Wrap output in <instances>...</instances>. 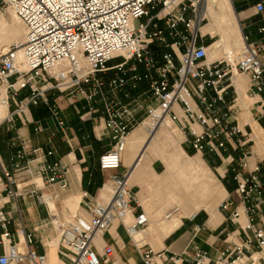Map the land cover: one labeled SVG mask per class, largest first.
I'll return each mask as SVG.
<instances>
[{
	"label": "built area",
	"instance_id": "2783aa9c",
	"mask_svg": "<svg viewBox=\"0 0 264 264\" xmlns=\"http://www.w3.org/2000/svg\"><path fill=\"white\" fill-rule=\"evenodd\" d=\"M243 1L252 5L255 13L264 14V0ZM8 9L20 18L26 32L23 41L0 48V102L7 108L14 104L13 110L0 117V127L19 116L42 132V122L30 119L28 112L44 104L58 131L65 134L67 123L59 105L50 99V93L57 91L72 100L84 99L87 109L83 115L102 112L103 134L111 139L99 158L102 170H115L110 176V197L87 201L83 212L77 211L60 226L58 253L65 264H113L112 246H104L100 253L94 240L131 214L138 200L128 183L129 172L118 171L123 152L136 127L142 126L150 137L163 116L185 134L195 151L220 157L245 206L248 225L243 229L244 242L234 243L228 233L227 245L215 264H264V221L258 220L264 204V171L250 144L252 131L239 123L242 105L231 85L236 74L246 75L247 96L258 95L264 104V23L258 27L262 34L258 40L251 41L242 31L244 45L233 63L226 57L209 58L212 43L207 37L213 36L202 30L209 21V0H0V12ZM117 59L120 61L112 63ZM109 72L112 75L105 77ZM141 81L147 88L132 94L130 90L137 89ZM10 143L18 144L15 139ZM24 148L22 144L16 152L15 172L0 156L8 192L14 197L36 196L49 205L58 194L46 195L40 190L53 185L66 189L65 166L48 160L52 150L37 146L26 158ZM229 148L231 152H227ZM232 205L230 200L221 203L223 208ZM177 211V206L172 208L166 218ZM12 221L13 214L4 209L0 198V264H47V256L32 247L21 220L15 223L23 239H13L9 230ZM145 222L144 214H139L125 224L143 264H210L207 252L199 247L193 255H165L145 248L132 237Z\"/></svg>",
	"mask_w": 264,
	"mask_h": 264
},
{
	"label": "crops",
	"instance_id": "0c3cea01",
	"mask_svg": "<svg viewBox=\"0 0 264 264\" xmlns=\"http://www.w3.org/2000/svg\"><path fill=\"white\" fill-rule=\"evenodd\" d=\"M234 4L236 13L240 15L242 31L249 35L251 41L260 39L262 34L258 31V27L264 23V14L255 13L252 5H247L244 1L239 7ZM239 47L237 34L233 33L231 48ZM112 73L109 72L105 77L108 78ZM239 76L236 74L233 77L231 85L234 96L238 95L240 99L238 85L235 83V79ZM243 77L244 80L240 81V85L243 84L245 88L244 101L249 106V115L244 114L245 108L241 106L238 120L253 134L250 120L264 130V104L258 95L247 96L248 77L246 75ZM146 88L147 83L141 81L137 89L130 91L136 95ZM120 96L126 100L123 93H120ZM50 99L60 107L61 115L68 126L66 133L58 131L46 105L33 106L28 112V117L41 121L44 130L36 132L33 123H27L19 116L11 122H5L0 127V156L4 164L15 172L14 163L18 161L16 152L22 148V144L25 147L26 158L32 156L31 149L37 146H42L45 151L52 150L53 154L48 160L59 161L65 166L69 180L68 187L61 189L58 185H53L41 188L40 191L46 195L59 196L49 205L29 194L14 197L8 192L6 179L0 168V198L4 203V209L13 214L15 221H22L25 234L31 236V244L36 252L47 256V264H65L66 261L58 253L60 226L66 225L77 211L83 212L84 203L87 201L108 200L113 187L110 176L115 170H102L99 165L100 156L111 144L110 137L103 134L104 124L103 119L100 118L102 112L95 113L94 116L88 113L83 115L87 109L84 99L72 100L57 91L50 93ZM97 105L102 109L100 102ZM13 108L14 104L11 103L7 111ZM169 130L162 126L156 137L148 144H146L147 133L142 128L136 127L129 136L127 148L122 156V165L118 171L129 172V175L131 172L128 183L138 200L134 202L131 214H128L123 221H115L104 234L96 236L94 240L96 249L100 253L104 246H112L114 253L110 256V261L113 264H143L135 242L125 229V224L132 222L139 214H144L146 217V222L140 229V244L145 248L162 251L165 255L186 252L193 255L195 248L199 247L207 252L210 264H215L227 245L228 233L230 240L236 244H242L245 240L243 229L248 225V218L244 210L245 206L235 192L236 182L227 171V165L215 153L197 152L190 144L182 146L181 143L186 140V136L181 142L180 133L178 131L171 133ZM52 133L55 135L50 141L49 137ZM13 139L18 142L17 146L11 145ZM160 143L162 147L168 148L169 157L158 158L160 156L156 152V145ZM231 151V148L227 150V152ZM239 153V151L234 152L236 157ZM151 156L152 159H149ZM174 167L186 168L192 174H196L201 186L206 183L205 186H209L212 194L221 197V201L216 200L212 203L216 205L214 211L208 210V207V209L205 207L198 209V205L190 208L186 204H182L181 209L178 203L166 208L170 201H167L165 194L159 193L155 188L159 183L157 178ZM262 170L264 171V164ZM16 174L20 173L16 172ZM19 179L21 180V176ZM29 188L31 186L28 185ZM227 200L233 201V205L227 208L221 207L220 204ZM176 206L178 211L172 217L166 218V214ZM236 211L238 215H234ZM258 220L264 221V206L259 211ZM15 221L9 224L12 237L14 240L23 239L22 235L17 234ZM2 251L3 248L0 246V252ZM165 263L173 264L170 261Z\"/></svg>",
	"mask_w": 264,
	"mask_h": 264
},
{
	"label": "rangeland",
	"instance_id": "374dc122",
	"mask_svg": "<svg viewBox=\"0 0 264 264\" xmlns=\"http://www.w3.org/2000/svg\"><path fill=\"white\" fill-rule=\"evenodd\" d=\"M232 2H233V5L234 3H236V6L239 7L240 3H242L243 0H232ZM0 14H1L0 16V47L1 46L7 47L18 41H22L25 36V32H26V28L23 22L19 18L14 17L15 13L11 9L0 12ZM217 39H220V35L218 33H216V35L213 37H210V36L207 37V41L209 43H212L213 41ZM219 54H220L219 57L212 56L211 59L225 57V54L223 53V51L220 52ZM118 61H120V59L113 60L112 63H116ZM173 125L176 126L174 123ZM178 131L180 130L178 129ZM183 135L185 139V134L183 133ZM251 137H252V142H250V144L255 145L253 134H251ZM164 142H168V141L164 140ZM186 144H189L187 140L181 143L182 146H185ZM156 148H157L156 152L158 153V156H160L158 158L169 157L168 148L162 147L161 143L157 144ZM256 152L258 153L257 159L261 160L260 161L261 164H264V149H260V150L258 149V151ZM149 159H152V156ZM157 181L159 183L155 189L159 193L165 194L167 201H170V204H168L166 208H168L174 203L175 204L178 203L181 209H182V204H186L190 208H193L198 205L199 206L198 209L202 207L207 208L208 206H211L212 210L214 211L216 209L215 208L216 205L212 203L216 200L217 202L222 200L221 197H218V195L216 196V194H212L209 186L206 187L207 186L206 183L203 186H201L202 185L201 182H199V180L196 179V174H192L186 168L174 167L166 171L161 176H159L157 178ZM263 206L264 205L262 204L261 207L263 208Z\"/></svg>",
	"mask_w": 264,
	"mask_h": 264
},
{
	"label": "bare ground",
	"instance_id": "6f19581e",
	"mask_svg": "<svg viewBox=\"0 0 264 264\" xmlns=\"http://www.w3.org/2000/svg\"><path fill=\"white\" fill-rule=\"evenodd\" d=\"M14 12V11H13ZM15 13V12H14ZM1 16V14H0ZM239 16L238 13H236L234 9V5L232 0H209V10H208V17L209 21L206 25L203 26L202 30L203 32H208L212 36H215L216 33L220 35V39H217L212 42V44L209 47V58L212 56L219 57V53L223 51L225 54V57L229 59L231 62L235 63L238 54L240 53L241 48L244 45L243 42V32H242V26L239 21ZM15 18H19L16 13L14 15ZM20 19V18H19ZM235 33L237 34V39L240 44L239 48L232 49L231 48V36L232 34ZM25 38V36H24ZM23 38V40H24ZM22 40V41H23ZM20 42V41H18ZM1 46L0 48H8ZM245 75H240L235 79V83L238 85V90L240 94V100L239 102L241 103L242 106H244V114L247 116L249 115V110H248V105L244 101L245 98V88L242 85H240V81L244 80ZM7 112V107L0 102V117H3ZM252 126H253V138L255 140V145L254 148L256 151L258 149H264V130L253 120H250ZM164 126L169 128L170 132L173 133L175 131H178V127L173 125V122L170 120L168 116H163L162 122L160 126L158 127L157 131L150 137H148V140L146 144L150 143L157 135L159 129ZM137 128H142V126H139ZM145 130V129H144ZM134 131V130H133ZM132 131V132H133ZM131 132V133H132ZM181 135V142L184 139L183 133L181 131H178ZM197 155H200V153H197ZM131 175V172H130ZM129 175V176H130ZM221 187V186H219ZM209 210L212 211L211 206H208ZM132 237L135 240H139L141 237V232L138 231L136 233H133Z\"/></svg>",
	"mask_w": 264,
	"mask_h": 264
},
{
	"label": "trees",
	"instance_id": "16d2710c",
	"mask_svg": "<svg viewBox=\"0 0 264 264\" xmlns=\"http://www.w3.org/2000/svg\"><path fill=\"white\" fill-rule=\"evenodd\" d=\"M232 177V176H231Z\"/></svg>",
	"mask_w": 264,
	"mask_h": 264
}]
</instances>
